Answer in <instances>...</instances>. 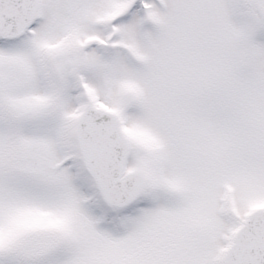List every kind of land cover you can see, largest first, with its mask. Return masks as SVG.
I'll list each match as a JSON object with an SVG mask.
<instances>
[{
    "label": "snow or ice",
    "instance_id": "obj_1",
    "mask_svg": "<svg viewBox=\"0 0 264 264\" xmlns=\"http://www.w3.org/2000/svg\"><path fill=\"white\" fill-rule=\"evenodd\" d=\"M0 264H264V0H0Z\"/></svg>",
    "mask_w": 264,
    "mask_h": 264
}]
</instances>
